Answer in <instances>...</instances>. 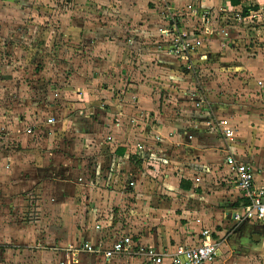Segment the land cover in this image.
<instances>
[{
	"label": "rangeland",
	"instance_id": "1",
	"mask_svg": "<svg viewBox=\"0 0 264 264\" xmlns=\"http://www.w3.org/2000/svg\"><path fill=\"white\" fill-rule=\"evenodd\" d=\"M172 1L181 2L165 22L162 0H0V264H109L82 252L75 236L73 215L86 206V194L57 198L54 185L66 189L78 178L85 192L92 178H105L94 197L99 215L134 234L136 195L116 203L101 190L112 177L103 156L116 137L96 120H106L102 112L110 107L123 108L112 98L129 80L141 89L136 119L154 127L141 135L147 142L129 145L149 161L146 177L177 167L183 175L198 160L209 168L202 156L219 153L222 119L244 125L241 142L250 149L262 143L264 0L237 7L230 0ZM256 5L258 11L240 17L242 8ZM196 38L202 45L193 44ZM50 117L56 122L49 128ZM185 126L191 142L173 137L174 128ZM87 131L101 161L85 142L76 149ZM123 167L115 168L120 182L134 185ZM261 249L245 264H264V241ZM134 257L113 264H145Z\"/></svg>",
	"mask_w": 264,
	"mask_h": 264
},
{
	"label": "crops",
	"instance_id": "2",
	"mask_svg": "<svg viewBox=\"0 0 264 264\" xmlns=\"http://www.w3.org/2000/svg\"><path fill=\"white\" fill-rule=\"evenodd\" d=\"M162 1L164 5L163 7L159 6V8L162 7L164 10L161 9L160 17L164 18L166 22V16L171 13L170 10H175V5H179L181 1ZM166 9L169 11L167 12ZM108 58L110 57L108 56ZM112 64L122 65L120 61L116 62L114 60H112ZM136 66L138 67L137 64ZM137 67H134V70ZM127 85L129 86L128 88L124 87L127 91L123 88L118 99L112 98V101L116 104L120 105L123 103V108L117 113L112 111L113 107H110L108 111L102 112L104 116L109 114L106 117L107 121L96 119L99 125L104 126L106 124L110 128V133H112L108 134V136H111L110 138L116 137L113 139V143L111 142V145H114H107V150L109 151L103 156L104 160L102 161L105 166L102 168L106 167L112 177H107V188L101 190L107 192V198L112 194L110 200L116 203L125 200V198L128 199L126 197L127 194H135L136 207L133 210L139 212V224L136 230L133 231L134 235L130 231L116 226V223L109 220V215L105 216V220L104 217L99 215V209L94 197L102 187V181L105 179L103 177L102 180L98 179V177L92 178L91 180H94V182L92 181L91 185L90 182L87 184V192L84 191L85 187L83 184L79 183V178L75 179L74 183L71 182V187L63 188L64 190L61 186L57 187L54 185L57 188L56 195L59 200L72 197L74 194L75 196L86 194V196L82 197H86L89 200L84 209H81V212L79 211L73 215V222L75 221L73 228L75 229L77 241L80 243L81 241H90L94 244L103 242L106 245H111L120 234L128 233L142 244L156 248L160 254L172 251L179 244L215 242L218 243L219 250L217 259L213 264H224L223 261L226 262L230 257H235V260H239L238 264L249 263V261L252 263L251 259L256 257L259 250H262L264 226L255 221L238 222L233 219V213L244 204L245 199L242 190L238 187L236 173L226 163V157L233 156L240 162L251 164L256 172L258 182H264V138L262 143L258 144V148L250 149L246 143L241 142L243 138H241L240 134L241 130L244 129V125L238 121L234 122L231 117L230 120L233 123L230 125L235 131L234 140L232 141L223 135L220 128L218 132L224 138L219 137L222 144L218 147L219 153L213 155L215 159H210V161L209 158H212L210 154L205 157L201 155L202 159L205 160L204 164H212L209 168H206V170L202 169L200 167L202 164H198V160L197 164L194 161L186 164L184 166L186 169H183V175L179 172L182 167H177L178 171L176 173H164V171V175L160 177L158 175L157 177H146L149 161L143 157V153L138 154L134 150L135 145L131 149L129 145H133L131 142L134 139L139 142H147V138H141V135L143 133L149 135L147 131L148 128L152 127V124L146 126L145 123L144 127L142 121L136 119L139 109H142L141 89L135 81L129 80ZM131 93L132 98L130 99ZM195 108L197 110L201 109ZM124 112L132 114L127 116ZM252 115H254L253 111H251ZM48 119H45L44 124L50 128L51 126L46 123ZM159 131L163 132V129H159ZM172 132L173 137L182 134L185 136V140H190L191 142L193 139V132L190 127L174 128ZM90 133L87 131L86 134H83V143L81 146H77V150L83 148L84 142L88 148L95 149L93 145L87 143L89 142L88 136H91ZM95 154L96 159L101 161V157L97 154V148L95 149ZM120 164L125 166L123 167L122 176H133L130 179L128 178V180L135 182L134 185L128 186L126 183L125 186L122 185L123 182L119 180L121 172L118 173L115 170ZM94 167H97V172H101L100 162ZM81 169H83V166ZM112 172H115V174ZM76 222L79 223L77 224ZM112 228L114 229L112 230ZM206 229L211 232L209 237L202 235V232ZM82 252L88 254V252L83 250ZM80 253L81 251L74 254ZM131 254L132 256L130 254L119 255L108 263L120 262L135 255L136 257L134 258L136 260H142L145 264H154L144 255ZM90 255L101 256L104 260V257L100 254Z\"/></svg>",
	"mask_w": 264,
	"mask_h": 264
},
{
	"label": "built area",
	"instance_id": "3",
	"mask_svg": "<svg viewBox=\"0 0 264 264\" xmlns=\"http://www.w3.org/2000/svg\"><path fill=\"white\" fill-rule=\"evenodd\" d=\"M240 17L246 18L243 16V11ZM193 40V44L198 46L202 45L204 41L202 38ZM202 101L197 102L196 107L202 108ZM46 123L47 125L53 124L54 119L49 118ZM218 127L227 138L234 140L235 131L229 120L222 119L219 121ZM35 128V126H30L27 131L31 133ZM226 163L235 171L238 187L242 190L245 199L244 204L233 213V219L238 222L255 221L264 226V182H258L256 172L251 164L240 162L233 156H227ZM202 235L209 237L211 232L206 229ZM80 248L88 253L100 254L108 262L119 255L134 253L146 256L154 264H213L219 250L218 243L215 242L179 244L172 251L160 254L156 248L142 244L128 233L120 234L111 245H106L103 242L94 244L90 241H81Z\"/></svg>",
	"mask_w": 264,
	"mask_h": 264
},
{
	"label": "trees",
	"instance_id": "4",
	"mask_svg": "<svg viewBox=\"0 0 264 264\" xmlns=\"http://www.w3.org/2000/svg\"><path fill=\"white\" fill-rule=\"evenodd\" d=\"M230 3L233 7L241 6L242 0H230ZM259 10V5H256L254 7H244L242 8L243 11V16H249L251 12L253 11H258Z\"/></svg>",
	"mask_w": 264,
	"mask_h": 264
},
{
	"label": "water",
	"instance_id": "5",
	"mask_svg": "<svg viewBox=\"0 0 264 264\" xmlns=\"http://www.w3.org/2000/svg\"><path fill=\"white\" fill-rule=\"evenodd\" d=\"M257 238V237H256Z\"/></svg>",
	"mask_w": 264,
	"mask_h": 264
}]
</instances>
